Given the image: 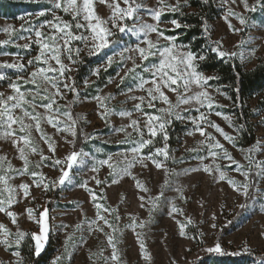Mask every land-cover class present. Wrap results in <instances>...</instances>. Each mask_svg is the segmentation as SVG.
<instances>
[{"label":"rangeland","instance_id":"374dc122","mask_svg":"<svg viewBox=\"0 0 264 264\" xmlns=\"http://www.w3.org/2000/svg\"><path fill=\"white\" fill-rule=\"evenodd\" d=\"M25 1L40 2L44 7L33 12L22 11L14 16L0 14V29L11 25L16 30L12 42L0 46V63H23L25 65V69L20 73L16 69L0 68V74L5 76V79L0 80V93H3L5 97L12 94L9 84L16 81L17 75L26 79L37 66L35 64L29 66L27 61L37 55L38 46L32 44L29 50L18 47V45L28 43V40L18 37L30 35L21 29V25L27 28L30 22L31 26H38L39 23L52 19V12L49 11L52 7V0ZM213 2L220 14L209 24L211 40L221 42V50L236 53L235 57L245 70L253 68L259 61L264 62V0H261L260 4H256V0H248L250 6L256 4L255 11H245L239 0L236 4H233L232 0H213ZM110 3L112 0H106L105 3H101V0H93L94 13L106 20L112 14V9L108 6ZM116 3H119L121 7H126L123 0H116ZM142 3L144 7L138 10L137 15L142 18L143 22L153 23L149 9L157 6V0H142ZM166 3L176 4L177 0H166ZM180 5V9L187 10L185 0H180ZM229 10L242 15L246 24L241 25L235 16L228 15ZM40 12H45V16H38ZM171 13V11H166L161 17L160 27L166 30L165 35L175 37L169 34L175 30L169 23L172 18L170 15L168 18L165 16ZM55 14L62 20L71 21V16L60 10H56ZM226 16L232 28L237 31L229 29L228 22L225 21ZM127 23L131 25L133 22L128 21ZM42 31L47 34L49 29L45 28ZM82 31L84 30L77 31V34ZM32 38L35 39L34 35ZM150 38L155 40V34ZM5 39H8L7 34L0 31V40ZM141 39L142 36L136 33L130 31L121 33L114 29L113 35L109 37L108 47L99 50L94 55H88V50L80 42H73L74 48H81L79 62L84 58L98 56V61L87 67L79 82L76 77L79 62L71 65L66 56L62 57L64 63L72 69L68 75L75 80L77 91L75 94L66 92L65 98L59 100V104L63 110L71 112L72 116H77V118H73L77 120V124L81 123V135L84 136L87 147L77 151L82 155L73 168L67 169L69 176L66 182L48 191H45L42 186L36 187L33 183L34 180H39V177L34 178L29 174L19 175L16 171L8 173L11 177L9 184L16 189L15 202L8 210L15 213L17 224H12L11 219L4 213H0V223L4 224L12 233H16L19 228L26 235L19 247L13 244L12 247L6 248L5 245L0 244V264H17L18 260H22V264H32L31 261H28V256L29 254L36 256L34 254L36 242L32 239L31 234H39L40 229L36 221L39 218V213L44 209H47L49 231L47 239L43 242L41 254L43 252L45 254L41 264H51L57 256L63 257L61 264H117V262L105 261L99 256L93 255L98 253L99 249H104V257H110L112 248L107 245L105 233H111V229L104 226L101 221L99 223L104 227L103 233L95 230L89 231V222L95 219L96 208L90 193L79 186L85 180L88 181V187L92 192L96 193L97 202L114 210L111 215L102 214L118 229L114 233V242L120 258L119 264H262L264 262V168L255 166V161H264V106H261V102L256 96L250 98L246 103L252 113L248 122L253 135V140L246 146L238 145L241 133L234 125L233 117L220 111V109L231 105L228 95L221 88L208 83L206 90L214 101L213 108L211 110L207 107L200 108V112H203L209 121L217 124L224 133L234 137V143H230L213 128L206 124L201 125L207 133H211L216 140L220 141L224 149L237 162L244 166L243 170L249 172L247 183L250 187L247 196L242 192L235 191L233 186L228 183L229 179L236 181L237 185L245 183L244 176L234 170L236 165L229 166L230 162L225 159L213 161L212 157H208L203 162L198 159L199 156H207L208 153L206 146L199 143L205 138L195 132V126L188 119V117L195 118L200 115V112L195 111L199 105H196L194 101L190 105H181L178 109L184 119L173 118L172 122L166 126L169 137L166 143L170 158L164 160V157L160 156L158 159L164 160L165 167L171 170L169 176L166 177L163 168L157 169L151 161H144L146 166L141 163L130 166L131 149L136 146L135 141L139 140V134L134 132L131 127L126 126L132 120H139L142 127L146 117L142 112L136 111L134 107L139 101L129 99V97L147 96L145 91L137 88V84L140 77L151 80V74L145 72L144 69L151 68L154 63H158L157 57H150L148 61L141 64L138 53L123 52L125 48H135ZM164 43L161 41V44ZM175 43L177 46H185L178 42L176 37ZM141 46L144 45L141 44ZM183 50L189 49L185 46ZM122 52L123 59L120 55ZM108 57L113 58L111 66H107ZM133 60L140 67L121 82L120 77H123L125 72L133 67ZM51 63L55 66L54 61ZM97 68H100L99 75H92V72ZM109 69H112V73L107 75L105 72ZM202 73L212 76L210 73ZM31 87L32 85L21 84L22 90ZM145 87H151V84ZM200 90L195 85L192 86L193 92ZM165 92L175 104L176 94L167 89ZM191 94L189 93V95ZM96 96L110 97L103 102L109 109L106 119L100 117L104 108L99 106V102L95 99ZM73 101L75 102L73 103ZM154 103L157 109L167 107L159 100ZM142 108L144 112L159 115L156 109H148L146 105H142ZM185 108L190 110L184 111ZM38 111L43 110L38 109ZM122 111L130 112L131 116H121L119 113ZM216 112H220L221 115L217 116ZM16 114L19 115L20 111L17 110ZM224 117H228V119L226 120ZM174 122L183 127V130L175 133L172 138L170 134L176 128ZM42 127L56 142L54 158H63L73 150L74 143H70L73 141V137L70 134L57 133L47 123L42 124ZM121 127H126V132L131 135L126 136L125 132L118 131ZM189 132L192 134L189 135ZM32 135L44 155H49L47 145L39 139V134L34 129ZM145 138H148L146 130ZM172 139L173 141H170ZM258 142L259 147L249 153L248 149L257 145ZM164 144L163 134H158L154 145L150 149H144L142 155H147L150 150L154 151L157 147H164ZM190 149H196V151H190ZM249 155L253 160L251 168H249L247 159ZM108 156L112 157L110 163L117 168L118 175H109L111 171L109 167L99 164V161L107 159ZM0 157H6L13 169L18 170L23 167V161L19 159V153L12 145L11 139H5L2 135H0ZM29 159L32 162L30 170L42 173L45 182H51L59 175L58 168L49 166L50 160L36 168L35 164L39 161L40 156L31 154ZM202 163L213 167V169L219 165L220 171L224 172L227 179L220 180L219 172L215 170L212 174L203 170L192 171V169L202 168ZM94 166L98 168L97 172L91 170ZM5 167H7V163ZM120 169H127L130 174L119 171ZM92 177L103 181V183L96 185ZM114 178L116 183H113ZM166 179L167 184L165 183ZM137 181L148 191H141L137 187ZM21 183L30 185L28 196H25L19 189L18 186ZM2 188L3 185H0V189ZM176 188L182 189L183 199L178 197ZM3 196L6 197L7 193H3ZM141 196L145 197L144 201L140 200ZM149 196L160 197L151 215H149L151 207L148 203ZM142 203L144 207H141ZM173 206L180 211L172 212ZM27 208L34 210L32 219L28 217ZM116 216H119V220L115 219ZM132 218H135L137 224L144 222L145 227L141 229L129 226L132 224ZM65 225L67 227H64ZM77 225H80L78 229ZM181 226L185 232L184 236L180 235ZM68 236H71L72 239L68 244L67 252H65V240ZM14 238L13 236L12 239ZM140 241L144 243V252L149 259L142 258ZM216 243L221 245L222 252H208L207 249ZM14 251H19L20 257L14 256ZM238 256H244V258L237 262L227 260V257ZM247 256L256 260L252 261L251 258H246ZM217 258H226V260L219 261Z\"/></svg>","mask_w":264,"mask_h":264},{"label":"snow or ice","instance_id":"6c2138e0","mask_svg":"<svg viewBox=\"0 0 264 264\" xmlns=\"http://www.w3.org/2000/svg\"><path fill=\"white\" fill-rule=\"evenodd\" d=\"M106 0H101V3H105ZM126 7H121L116 0H112L108 6L112 9V14L106 20L101 19L98 15L94 13L93 0H52V7L49 11L52 12V19L45 20L38 24V26H29L25 28L21 25V29L27 31L30 35L23 36L20 35L19 39H26L28 43L23 45H18L25 50H29L32 44L38 46V53L33 59H29L27 64L29 66L37 65L35 69L30 72L25 79L21 75H17L16 81L9 84V88L12 90V94L5 95L0 93V135L5 139H11L12 145L16 148L19 153V159L23 161V167L21 169H13L11 164L7 162L6 157H0V185L3 188L0 189V213H4L7 217L11 219L12 224H17V218L15 213L8 210L12 204L15 202V192L16 189L9 184L11 177L8 175L9 172L16 171L19 175L29 174L31 177H39V180H34L36 187H43L45 191L51 190L59 185H63L68 176L69 172L67 169L73 168V166L78 163L79 157L82 153H78L72 150L70 153L66 154L63 158H54L56 153V142L51 136H49L42 127V124L47 123L52 126L57 133H68L73 137L74 143L78 136L77 132V120L73 118L71 112L63 110L62 106L59 104V100L65 98V93L75 94L77 89L75 86V80L72 76L68 75L72 71L69 65L64 63L62 57L67 58L69 64H77L78 57L81 52V48L73 47V42L78 41L84 45V48L88 50V55H94L101 49L108 47L110 40L109 37L113 35V30H118L123 33L125 31H130L142 36V39L135 48H125L123 52H135L138 53L141 64L144 61H148L150 57H157L158 63H154L151 68H145V72L151 74L152 79L139 78L137 88L139 90L145 91L147 96L139 97H129V99L138 100L139 103L134 105L136 111L142 112L146 119L141 127L139 120H132L126 127H131L134 132L139 134V140L135 141L136 146L131 149L132 160L130 161V166L135 163H141L143 166L144 161H151V163L157 168H163L165 176L168 177L170 174V169L165 167L164 160L169 159L168 144L166 143L169 139L166 126L172 122V119L177 120L184 119L180 114L178 109L181 105H190L193 101L199 107L195 108V111L200 112V108L207 107L208 109L213 108L214 101L211 94L206 90V85L209 80L218 79V77L206 76L198 69V61L202 62L207 59L203 54H197L191 50H183L185 46H177L175 43V37L165 35V29L160 27L162 20L161 17L166 11L178 12L180 11V0H177L176 4L166 3V0H157V6L149 9V15L153 23L143 22L142 18L137 15L139 9L144 7L142 0H123ZM187 3V0H185ZM233 4L237 3V0H232ZM239 3L243 4L245 11H255L256 4H260L261 0H256V4L249 5L248 0H239ZM56 10H60L65 14L71 16V21L62 20V18L55 14ZM228 15L235 16L239 20L241 25L246 24V20L242 15H239L231 10H229ZM38 16H45V12L38 13ZM83 21V22H81ZM132 21L133 23L129 25L127 22ZM225 21L228 22L229 29L237 31L232 28L231 23L228 21L227 16ZM175 29H179L182 25L176 20L172 19L169 22ZM110 25V26H109ZM184 27H187L186 25ZM48 28L49 31L46 34L42 29ZM75 29L76 31H74ZM83 29L84 31H77ZM5 34H7L8 39L0 40V46L7 45L12 42V37L15 35L16 30L12 28L11 25L0 29ZM155 34V40L150 37ZM34 35L35 39L32 38ZM164 41V44H161ZM141 44L144 46L142 47ZM216 47L211 48V51L215 53L218 57L224 58L226 56H235L236 53H229L221 50L222 44L219 41L215 42ZM123 52L120 54L123 59ZM7 55V53H5ZM131 59L132 57H128ZM55 62V66L51 63ZM113 63V58H107V66H111ZM43 65V66H40ZM140 65H137L133 60V67L129 68L125 72L123 77H120L121 82L130 74H133ZM0 68H12L16 69L18 73L25 69L23 63H0ZM106 70V68H105ZM100 68L95 69L92 75H99ZM119 76V73H117ZM5 79V76L0 74V80ZM179 81V83H178ZM111 82V81H109ZM87 84V81H85ZM21 84L32 85L31 88H26L22 90ZM151 84V87L146 88L145 86ZM195 85L200 91H192V86ZM175 86V87H173ZM165 89L176 94L177 101L175 104L166 95ZM219 91V89H217ZM189 93H192L189 95ZM110 97L96 96L95 99L99 102V106L104 108V111L100 113L101 119H106L109 114V109L103 103ZM162 101L167 105L166 108H156L155 101ZM75 101H73L74 103ZM142 105H146L148 109H156L159 113L152 114L151 112H144ZM42 109L43 111H38ZM19 110L20 114L17 115L16 111ZM189 108H185L184 111H189ZM121 116H131L130 112L122 111L119 113ZM217 116L221 115L220 112L215 113ZM226 120L228 117H224ZM191 123L195 126V132H198L200 136L205 139L199 143L207 148V156H199L198 159L203 162L212 157L213 161L217 159H225L230 162L229 166L236 165L235 171L239 172L245 178V183L240 185L236 184V181L229 179L228 183L233 186V189L238 192H242L245 196L249 194L250 185L247 183L249 172L243 170L244 166L237 162L226 149L220 143L219 140L211 134L207 133L202 127V124L213 128L217 133H220L230 143H234V137L224 133L217 124L208 120V117L200 112L198 117H188ZM70 122V123H68ZM15 126V127H14ZM126 127H121L118 131L125 132L126 136H130V133L126 132ZM242 127V126H241ZM33 129L39 134V139L47 145L49 155H44L43 151L39 148L36 141L33 139ZM145 130L147 132L148 138H145ZM163 134V139L165 141L164 147H157L154 151H149L147 155H142V151L146 148L150 149L154 145L155 138L158 134ZM192 133L189 132V135ZM259 147V142L257 145H253L252 148L248 149L251 153L253 149ZM219 150V151H217ZM190 151H196V149H190ZM31 154H38L40 159L36 162L35 167L39 168L44 165L45 161H51L49 165L52 168L59 169V175L54 178L51 182H45V178L42 173L30 170V164L32 163L29 159ZM163 156L164 160L158 159V157ZM249 160V168L253 165V160L251 155L247 157ZM112 157L108 156L107 159L99 161L100 165H107L111 170L109 175H118L119 172L112 163ZM175 162V161H174ZM7 163V167L5 164ZM255 166L257 168H264V161H255ZM93 172H97L98 168L94 166L91 169ZM203 170L209 174L215 170L219 172V179L225 180L227 177L224 172L220 171V166L216 165L215 169L213 167L203 164L202 168L192 169V171ZM126 174L127 169H120ZM95 180L96 185H100L103 181L92 177ZM117 181L113 179V183ZM165 183L168 181L166 179ZM81 188L88 191L91 195L92 202L96 208L95 219L89 222V231H99L104 232V227L100 225L99 222H103V225L111 229V233H105L107 245L112 248V253L110 257H104V249H99L98 253L93 254L99 256L103 260H111L119 264V256L116 250V244L114 242V233L118 231L117 228L113 226V223L106 218L102 213H108L111 215L114 210L105 207L103 204L97 202V195L95 192L88 187V181H83L79 185ZM19 189L23 191L25 196L29 195L30 185L27 183H21ZM137 187L141 191L147 192L148 189L143 187L139 181H137ZM175 191L178 193V197L183 199V192L181 188H176ZM3 193H7L4 197ZM102 198V197H101ZM145 197L141 196L140 200L144 201ZM159 196L148 197V203L151 205L149 208V215L156 207ZM7 205V207H6ZM144 207V204H141ZM244 207V205H241ZM172 212L180 211L175 206L171 209ZM26 212L29 219L33 218L34 210L32 208H27ZM119 220V216L115 217ZM39 225V234L32 233L31 237L36 242L34 248V254L39 256L44 246V241L47 239V233L49 231L47 225V209H44L39 213V218L36 221ZM131 227H139L143 229L145 227L144 222L136 223L135 218H132ZM64 227H67L66 225ZM77 229L80 225L76 226ZM214 227V225H213ZM25 233L17 228L16 233H12L4 224L0 223V244L6 246V248L12 247L15 244L17 247L21 244V241L25 238ZM180 235L184 236L185 232L183 226H181ZM13 236L15 237L14 239ZM72 237L68 236L65 240V252H67V247ZM139 239V236H138ZM141 250V256L144 259H149L145 255L144 249L145 245L142 241L139 243ZM210 253H221V245L216 243L213 247L207 249ZM247 251V249H245ZM13 255L20 257L19 251H14ZM91 258V257H90ZM63 257H55L51 264H61ZM17 264H22V260H18ZM264 264V262H262Z\"/></svg>","mask_w":264,"mask_h":264},{"label":"trees","instance_id":"16d2710c","mask_svg":"<svg viewBox=\"0 0 264 264\" xmlns=\"http://www.w3.org/2000/svg\"><path fill=\"white\" fill-rule=\"evenodd\" d=\"M44 5L40 2L25 1V0H0V14L5 16H14L22 11L33 12ZM220 14V11L215 7L213 0H187V10L180 9L178 12H172L165 15L167 18L176 19L182 27L175 29L169 34L174 35L176 40L187 46L189 50L197 54H203L207 57L205 61H198V69L200 72L210 73L218 79L209 80L211 86L221 88L229 97L231 105L220 109L222 113L233 117V123L241 133L239 146H246L253 140L251 125L249 119L252 113L249 111L246 103L250 98L256 96L264 106V62L259 61L257 65L249 70H245L235 56L218 57L211 51V48L216 47L215 42L211 40L209 32V24ZM187 27H184V26ZM98 56L84 58L77 64L76 77L78 82L81 81L83 74L86 72L90 64L96 63ZM107 75L112 73V69L105 72ZM76 117V115H73ZM175 131L170 135L182 131L177 122H174ZM242 126V127H241ZM81 123L77 124L78 136L74 141L73 150L76 152L87 147V142L84 136L81 135ZM170 141H173L170 140ZM43 254L34 256L29 254L28 261L32 264H41ZM231 262H237L244 256L227 257ZM255 261L253 257L247 256ZM219 261L226 258H217Z\"/></svg>","mask_w":264,"mask_h":264}]
</instances>
